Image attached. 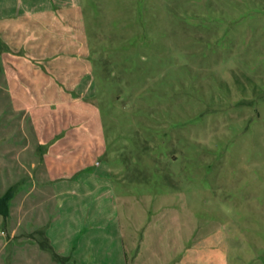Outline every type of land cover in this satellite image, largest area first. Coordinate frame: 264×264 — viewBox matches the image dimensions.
Wrapping results in <instances>:
<instances>
[{
    "label": "rangeland",
    "instance_id": "1",
    "mask_svg": "<svg viewBox=\"0 0 264 264\" xmlns=\"http://www.w3.org/2000/svg\"><path fill=\"white\" fill-rule=\"evenodd\" d=\"M11 2L80 13L86 45L0 53V264H57L50 224L78 264H264V0Z\"/></svg>",
    "mask_w": 264,
    "mask_h": 264
},
{
    "label": "crops",
    "instance_id": "2",
    "mask_svg": "<svg viewBox=\"0 0 264 264\" xmlns=\"http://www.w3.org/2000/svg\"><path fill=\"white\" fill-rule=\"evenodd\" d=\"M11 1L12 0H3L2 3L4 2L7 5H5L0 10V53L8 52L16 55L17 51L22 49V51L27 55H34L37 59L43 61L47 60L50 62V64L56 63V61L61 60L62 58L64 59V62H70L69 64H72L73 62H80L77 59L78 54H81L80 52L83 50V48H85L86 45L85 37L83 38V35H80V29L81 31H84L82 28L83 22L80 13L73 14V18L75 17L76 19L74 22L72 21L73 19L70 18L69 14L62 13L61 11L52 12L42 8L39 9L37 13H34L32 16H30L31 20L29 21V18H26L20 9L19 11L15 10L16 6ZM12 3L14 5H11ZM80 25L81 28L79 27ZM38 34L42 37L36 41L37 39L34 35ZM28 38L32 39V45L30 46L28 45ZM7 55L8 57L10 56V54ZM15 63L12 62L13 65H15ZM8 64L9 67L12 65L10 62ZM46 64V62H41V65L43 68H45L44 70L47 74H52L54 71H60L62 73L60 76L65 75L64 73H66V75L70 77V75H73L76 71L74 69L71 71H64L65 68L59 69L58 71V69L53 67V64L52 67H50L49 64V66L47 65V68L44 67ZM17 65L21 68L24 66V64ZM88 72L90 73L89 65ZM73 77L70 83H72L74 86L70 88H72L75 96L74 98L76 99L71 100V102L80 100L81 96L83 95L86 96L85 94L87 93L85 90L88 89L89 82L92 80L90 78L91 80L88 81V87H83V79H80L78 74L75 76V78ZM45 78L44 82L47 83V77ZM66 83L69 84V82ZM14 87L17 88V86ZM40 89L42 91L44 87H41ZM22 93L25 92L18 93L19 98H21ZM57 94L58 93H56L53 98H57ZM60 96L59 97L64 104L67 96H65L63 93H61ZM61 122H59V124L57 123V128L59 126L62 129L63 124ZM57 196H59V194H57ZM59 227L60 226L58 225L50 224L45 230V236L47 239H49V243L54 250H57L60 240Z\"/></svg>",
    "mask_w": 264,
    "mask_h": 264
},
{
    "label": "trees",
    "instance_id": "3",
    "mask_svg": "<svg viewBox=\"0 0 264 264\" xmlns=\"http://www.w3.org/2000/svg\"><path fill=\"white\" fill-rule=\"evenodd\" d=\"M12 199V189H9L7 193L4 196H0V217L3 218L4 222L7 221L9 218V206L10 201ZM34 234L38 235V244L40 248L44 251H47L51 254L53 257V260L57 264H78L75 261H72L70 257H62L59 254H57L54 249L51 247L49 243V239L46 238L44 230H39L37 232H34Z\"/></svg>",
    "mask_w": 264,
    "mask_h": 264
}]
</instances>
